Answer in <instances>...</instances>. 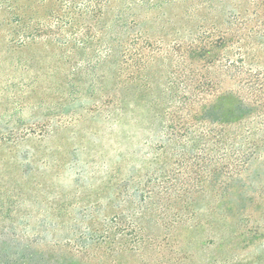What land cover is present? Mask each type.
Listing matches in <instances>:
<instances>
[{
  "label": "trees",
  "instance_id": "obj_1",
  "mask_svg": "<svg viewBox=\"0 0 264 264\" xmlns=\"http://www.w3.org/2000/svg\"><path fill=\"white\" fill-rule=\"evenodd\" d=\"M50 1L47 16L10 21L17 42L53 51L57 68H69L50 95L71 115L88 114L79 122L93 137L102 127L109 140L115 125L131 122V161L120 152L116 163L102 166L103 190L82 218L89 226L68 229L64 238H49L63 229H39L38 237L18 235V243L4 246L18 250L21 264H80L101 256L189 258L194 252L184 251L183 230L209 232L219 247L256 243L264 229V183L255 187L259 176L247 172L264 156V64L258 53L264 28L249 31L251 21L200 26L197 33L187 28L185 37L162 49V40L151 43L139 33L125 40L109 32L111 0ZM129 69L131 82L122 81ZM74 132L73 138L56 129L24 137L60 146L76 140ZM59 164L55 160L51 168ZM85 168L78 177L94 175ZM246 175L248 189L241 191ZM202 204L209 207L206 222L198 219Z\"/></svg>",
  "mask_w": 264,
  "mask_h": 264
},
{
  "label": "rangeland",
  "instance_id": "obj_2",
  "mask_svg": "<svg viewBox=\"0 0 264 264\" xmlns=\"http://www.w3.org/2000/svg\"><path fill=\"white\" fill-rule=\"evenodd\" d=\"M49 1L42 6L41 0H0V264H21L18 250L4 246L5 241L18 243V235L25 234L32 239L38 237L34 231L56 227L65 233L49 238H64L68 229L89 226L90 223L82 218L88 216V202L95 200L103 190L99 188L104 178L100 174L102 166L116 163L120 152L131 161V122L115 125L109 140L102 127L99 135L93 137L82 125L83 121L79 122L88 114L71 115L67 105L59 107V99L50 95L57 85L55 82L67 80L69 68H57L55 52L41 53L31 43L23 48L17 42L19 36L13 34L10 21L17 17L25 20L37 15L47 16L52 9V1ZM105 18L109 32L121 39H131V35L139 33L151 43L162 40V49H166L185 37L190 31L187 28L197 33L200 26L208 30L212 26H225V22L251 21L248 30L260 31L264 26L257 29L256 25L264 24V0H111ZM126 25L129 29L122 32V26ZM11 39H14L12 43ZM258 53L264 64V48ZM130 64L131 61L125 63V68ZM121 80L131 82V69L123 72ZM62 110L67 115L62 114ZM54 129L67 138H73L77 130L79 137L60 146L57 140L24 137ZM90 149H97V154H89ZM55 160L60 163L58 170L51 168ZM75 164L78 169H73ZM84 166L94 171L92 177L87 173L77 176ZM247 173L259 176L261 181L254 183L255 187L264 183V156L259 157ZM246 177L241 191L248 189ZM207 205L202 204L200 212L203 213L198 217L204 222ZM220 205L225 208L224 204ZM94 213L98 217L104 215L98 209ZM227 220L230 222L232 218ZM262 220L264 227V213ZM262 234L248 247L242 243L219 247L209 241L212 235L209 232L183 230L184 251L192 248L194 252L189 258L101 256L98 259L89 257L80 264H264V229ZM23 241L26 242L25 238ZM40 249L47 250L42 245ZM40 260L33 264H40ZM51 264H55L54 259Z\"/></svg>",
  "mask_w": 264,
  "mask_h": 264
}]
</instances>
